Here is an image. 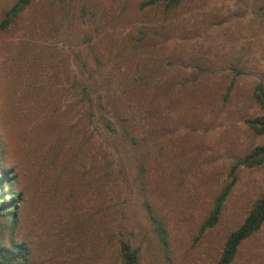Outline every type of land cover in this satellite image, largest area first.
Segmentation results:
<instances>
[{
    "label": "rangeland",
    "instance_id": "1",
    "mask_svg": "<svg viewBox=\"0 0 264 264\" xmlns=\"http://www.w3.org/2000/svg\"><path fill=\"white\" fill-rule=\"evenodd\" d=\"M148 1L33 0L4 26L0 0V172L23 197L5 239L29 264H120L122 241L139 264H216L264 194V165L239 167L201 233L264 142V0ZM232 264H264V224Z\"/></svg>",
    "mask_w": 264,
    "mask_h": 264
},
{
    "label": "trees",
    "instance_id": "2",
    "mask_svg": "<svg viewBox=\"0 0 264 264\" xmlns=\"http://www.w3.org/2000/svg\"><path fill=\"white\" fill-rule=\"evenodd\" d=\"M33 0H16L7 12L3 25L9 24L17 17ZM159 0H149L148 3H155ZM172 5H177L180 0H171ZM228 89V93L231 90ZM254 99L261 108L262 114L248 119L250 129L257 135H264V84L258 83L254 88ZM264 165V142L256 145L252 150L240 159H237L230 172L231 180L225 185L220 194L216 197L214 206L209 217L201 227V233L213 227L220 220L224 203L227 200L236 182V173L239 167L248 168ZM14 169H3L0 172V264H29L30 251L25 241L16 242L13 236L19 224V214L22 193L15 191L13 182L15 179ZM155 230L161 242L167 246L169 243L168 232L164 223L153 216ZM264 224V194L255 202L246 216L245 220L233 230L227 237L223 251L216 264H232L242 243L258 232ZM10 234L9 241L5 236ZM120 264H139L140 249L134 247L130 242L122 241L120 246Z\"/></svg>",
    "mask_w": 264,
    "mask_h": 264
}]
</instances>
